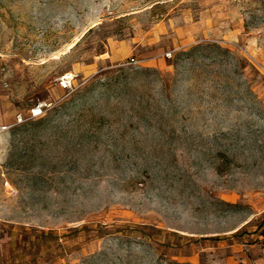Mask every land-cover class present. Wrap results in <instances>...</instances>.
I'll use <instances>...</instances> for the list:
<instances>
[{
	"label": "rangeland",
	"instance_id": "rangeland-1",
	"mask_svg": "<svg viewBox=\"0 0 264 264\" xmlns=\"http://www.w3.org/2000/svg\"><path fill=\"white\" fill-rule=\"evenodd\" d=\"M19 114L0 264H264V0H0Z\"/></svg>",
	"mask_w": 264,
	"mask_h": 264
},
{
	"label": "built area",
	"instance_id": "built-area-1",
	"mask_svg": "<svg viewBox=\"0 0 264 264\" xmlns=\"http://www.w3.org/2000/svg\"><path fill=\"white\" fill-rule=\"evenodd\" d=\"M131 64H132V62H131ZM74 78H75V76L72 73H68V74L64 75L60 81L61 87L63 89H70L73 85ZM43 110H44V106H42V105H39L38 108L32 109V113L28 117V119H33V118H36V117L42 115ZM28 119L25 118L22 114H19L17 116V121L11 125V124L4 123L2 121L1 116H0V134L9 130L13 125L24 123V122L28 121Z\"/></svg>",
	"mask_w": 264,
	"mask_h": 264
},
{
	"label": "trees",
	"instance_id": "trees-1",
	"mask_svg": "<svg viewBox=\"0 0 264 264\" xmlns=\"http://www.w3.org/2000/svg\"><path fill=\"white\" fill-rule=\"evenodd\" d=\"M111 83H112V82H110V81H108V82H102V85H108V84H111ZM70 107H71L70 103L66 102V103H64V104L61 106V109H62L63 111H65V110L70 109ZM48 234H53V232H50V233H48Z\"/></svg>",
	"mask_w": 264,
	"mask_h": 264
},
{
	"label": "crops",
	"instance_id": "crops-1",
	"mask_svg": "<svg viewBox=\"0 0 264 264\" xmlns=\"http://www.w3.org/2000/svg\"><path fill=\"white\" fill-rule=\"evenodd\" d=\"M1 116V115H0ZM2 118V117H1ZM2 121L4 122V123H7V122H5L3 119H2Z\"/></svg>",
	"mask_w": 264,
	"mask_h": 264
}]
</instances>
